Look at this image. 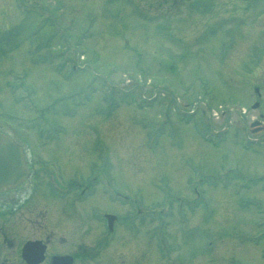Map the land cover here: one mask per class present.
<instances>
[{"label": "rangeland", "instance_id": "374dc122", "mask_svg": "<svg viewBox=\"0 0 264 264\" xmlns=\"http://www.w3.org/2000/svg\"><path fill=\"white\" fill-rule=\"evenodd\" d=\"M262 112L264 0H0V129L38 160L33 216L97 226L89 196L49 188L94 171L128 198L105 200L119 230L83 264H264ZM40 117L57 140H37ZM8 233L0 253L24 264L11 243L32 233Z\"/></svg>", "mask_w": 264, "mask_h": 264}, {"label": "flooded vegetation", "instance_id": "af4514ba", "mask_svg": "<svg viewBox=\"0 0 264 264\" xmlns=\"http://www.w3.org/2000/svg\"><path fill=\"white\" fill-rule=\"evenodd\" d=\"M35 165L36 164L30 160L31 173L24 183L14 188L0 191V236L5 237V239L2 240V243H7L6 238L9 236V231L14 237L20 231L29 230L32 233V237H29L31 240H42V242L46 244L44 259L39 264H49L53 255L73 253L74 249L67 252L60 250V248L63 247L71 249L74 248L73 244H70L69 247L67 246L69 236H91V234L96 232L95 234L99 237L98 239L101 243L92 246V250L88 248L90 246L87 243L80 244L78 247H76L77 250L72 254L76 260H82L83 258H93L99 252H101L102 248L106 245V240L115 234L120 227V220L118 217L114 223L113 230L109 231L111 233H108V230L110 229L106 228L107 233L105 234L104 223L106 222V214L112 213V210L110 209H113L108 202L107 204L110 207L108 208L105 206V200L108 199L109 202H114L115 200L113 197H111L109 181H107V183L104 181L94 183L93 180L95 177H93L91 182H70L68 184L62 183V185L59 184V188L57 186L54 187L53 184L49 183L50 186L47 184L49 188L53 189L55 193L60 194L61 200H66L64 204L69 203L70 205V203L72 204L74 200L75 202H78V200H82L83 197L89 196V201H86V205L92 206L94 210H96L95 214H98L99 219V224L97 226L92 228L85 227L83 231L78 230L79 228L67 229L66 221H57L55 222L57 225H54L53 228H50L48 226L51 225V221L46 220L49 218V214L47 212L40 213L38 216H33V198L31 196L33 195L34 188L31 187V182L29 181L30 179H37L39 177L38 171L35 169ZM102 182H104V185ZM67 199L69 200L68 202ZM68 207V205L65 206V214L69 215L71 211L76 215V217H78V213L74 211L72 205L69 208ZM83 212L85 213V211ZM92 213L87 214V216L92 215ZM89 220L91 221L92 219ZM85 221L86 219H80L76 225H82L85 223ZM23 241H13L11 246L16 245V249H19ZM0 264H11V261H9L6 256H3L0 253Z\"/></svg>", "mask_w": 264, "mask_h": 264}, {"label": "water", "instance_id": "95a60500", "mask_svg": "<svg viewBox=\"0 0 264 264\" xmlns=\"http://www.w3.org/2000/svg\"><path fill=\"white\" fill-rule=\"evenodd\" d=\"M255 124V123H254ZM28 175V168L22 147L16 144L10 136L0 131V190L20 183ZM112 218L114 216L109 215ZM33 246V247H32ZM42 254L34 242H29L25 248V256L31 258L33 252ZM41 260V257L39 258ZM51 264H70V257L54 256ZM31 263V262H30Z\"/></svg>", "mask_w": 264, "mask_h": 264}]
</instances>
